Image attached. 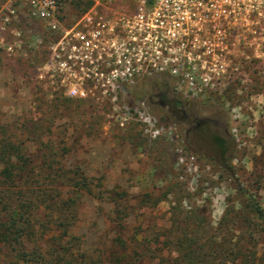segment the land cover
<instances>
[{"label":"rangeland","instance_id":"1","mask_svg":"<svg viewBox=\"0 0 264 264\" xmlns=\"http://www.w3.org/2000/svg\"><path fill=\"white\" fill-rule=\"evenodd\" d=\"M58 3L62 25L70 26L80 15L81 1ZM11 6L14 15L0 29V125L33 122L39 126L42 151L52 140L63 155L64 167L82 172L95 188L100 184L105 201L111 189L126 197L132 212L123 224L130 234L153 236L162 229L175 235L225 233L231 242L250 234L251 240L245 241L254 243V261L264 264V229L246 204L251 195L264 210V59L239 62L238 74L219 78L212 89L198 95L188 94L182 83L164 73L137 77L126 85L128 92L118 94L117 105L141 107L157 126L169 131L166 139H149L133 120L120 126L115 115L119 109L105 99L72 98L51 81L45 70L47 44L56 36L29 18L22 3L14 1ZM6 44L13 45L11 52L5 50ZM160 92L166 99L194 104L199 114L206 108L219 110L225 132L211 119L206 127L227 146V166L219 164L205 138L198 139L200 152L187 146L178 123L156 103ZM63 98L70 100L66 107L57 104ZM29 151L38 153L36 146L30 145ZM105 201L84 195L77 203L74 232L85 248L100 245L114 230ZM173 208L191 211L202 224L171 230L168 219ZM151 224L154 227L148 228ZM158 260L142 262L160 264Z\"/></svg>","mask_w":264,"mask_h":264},{"label":"built area","instance_id":"2","mask_svg":"<svg viewBox=\"0 0 264 264\" xmlns=\"http://www.w3.org/2000/svg\"><path fill=\"white\" fill-rule=\"evenodd\" d=\"M14 1L56 36L47 44V77L69 97L122 108L117 123L133 120L149 139H166L169 131L145 109L117 105L137 77L164 73L198 95L238 74L239 62L264 59V0H89L70 26L59 19L58 0ZM0 13L3 29L14 10Z\"/></svg>","mask_w":264,"mask_h":264},{"label":"trees","instance_id":"3","mask_svg":"<svg viewBox=\"0 0 264 264\" xmlns=\"http://www.w3.org/2000/svg\"><path fill=\"white\" fill-rule=\"evenodd\" d=\"M75 1H81L80 14L90 4L89 0ZM69 103L68 98L57 102L63 107ZM38 127L27 121L0 125V264H143L145 258L156 257L160 264H261L254 261V243L245 241L251 240L250 234L234 242L225 233L218 237L193 232L175 235L162 229L153 236L130 234L123 224L132 212L128 199L111 189L105 201L100 184L95 188L82 172L64 167L63 155L52 140L46 144L50 150L42 151ZM30 145L38 153L29 151ZM84 195L107 203L114 228L107 240L88 248L74 232L77 203ZM246 204L264 229L260 204L251 195ZM191 215V211L180 213L173 208L170 229L202 224L201 217ZM152 243H156L154 248Z\"/></svg>","mask_w":264,"mask_h":264},{"label":"flooded vegetation","instance_id":"4","mask_svg":"<svg viewBox=\"0 0 264 264\" xmlns=\"http://www.w3.org/2000/svg\"><path fill=\"white\" fill-rule=\"evenodd\" d=\"M157 105L167 108V118L175 119L179 129L182 132V139L195 152H200L198 147V139L205 138L208 146L211 148V153L217 158L220 165L227 166V146L223 139L218 134L208 130L206 123L208 119L215 125H219L222 131L225 132L224 118L218 115V109L206 108L200 114L194 104H184L177 99H166L163 93H158Z\"/></svg>","mask_w":264,"mask_h":264},{"label":"crops","instance_id":"5","mask_svg":"<svg viewBox=\"0 0 264 264\" xmlns=\"http://www.w3.org/2000/svg\"><path fill=\"white\" fill-rule=\"evenodd\" d=\"M11 2H14V0H4V3H2L1 9L5 6H11Z\"/></svg>","mask_w":264,"mask_h":264}]
</instances>
